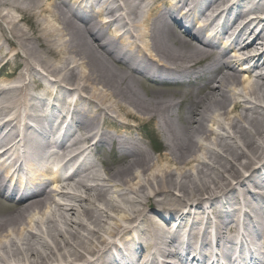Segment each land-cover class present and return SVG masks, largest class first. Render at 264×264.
Wrapping results in <instances>:
<instances>
[{
	"label": "bare ground",
	"instance_id": "1",
	"mask_svg": "<svg viewBox=\"0 0 264 264\" xmlns=\"http://www.w3.org/2000/svg\"><path fill=\"white\" fill-rule=\"evenodd\" d=\"M83 1L0 0V54L7 43L20 62L18 85L0 84V198L19 195L0 215V264H204L207 231L225 264L241 261L236 239L264 264V15L246 16L264 0ZM203 2L198 21L177 14ZM147 126L162 154L144 146ZM99 145L127 159L97 165ZM54 159L67 181L46 175ZM26 161L33 191L13 179Z\"/></svg>",
	"mask_w": 264,
	"mask_h": 264
},
{
	"label": "rangeland",
	"instance_id": "2",
	"mask_svg": "<svg viewBox=\"0 0 264 264\" xmlns=\"http://www.w3.org/2000/svg\"><path fill=\"white\" fill-rule=\"evenodd\" d=\"M69 6H70V0H67ZM166 6L164 5L163 8H165ZM264 12V10H260V11H252V15H258L260 13ZM15 16L17 18H19V15ZM21 25L28 30L29 29V25H27L26 23H21ZM29 32V31H28ZM9 33L6 29H3V26H0V41L4 42L5 38L4 37H8ZM38 50V49H37ZM13 49L11 48V46L7 43H5V51L3 52V54H0V84L3 82H7V83H13L15 85L16 82H18V80H15V77L17 76V74L20 72L19 68V58L16 57H12V55L14 54V52H12ZM7 63H9L7 65V67L3 68ZM161 89H167V91H183V88H180L181 86H174V85H170V86H161ZM165 87V88H163ZM142 92V91H141ZM182 112L181 113H175V119H177V117L182 116ZM141 134L144 137V146L146 147L148 153L150 155H158V154H162V153H158V147L156 146L161 145L163 146V148H161L163 151L165 150L164 148V142L162 140V137L159 135L158 131L156 129H154L151 126H147L143 129V132H141ZM150 136L152 138V141H150L149 138H147ZM155 137V138H154ZM111 148H97L96 152H94V158L95 160H97V165H100L101 163H103V161H105L106 163H109L111 166H118L119 164L122 163V161H125L127 159L126 156H121L119 153L113 152L111 153ZM165 152V151H164ZM259 163V161L257 160L254 164ZM258 165V164H257ZM256 165V166H257ZM3 205L5 207H3L2 205H0V215H8L10 210H5L4 208L8 207L7 205H5L3 203ZM16 209V207H18V205H11ZM4 210L5 212H3L2 210ZM13 211V210H12Z\"/></svg>",
	"mask_w": 264,
	"mask_h": 264
}]
</instances>
